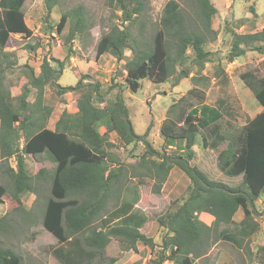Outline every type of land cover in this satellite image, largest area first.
I'll return each mask as SVG.
<instances>
[{
    "label": "trees",
    "instance_id": "16d2710c",
    "mask_svg": "<svg viewBox=\"0 0 264 264\" xmlns=\"http://www.w3.org/2000/svg\"><path fill=\"white\" fill-rule=\"evenodd\" d=\"M25 1L0 0V163H7L9 159L15 163L13 168L5 166L9 186L0 183V204L9 198L21 208V196L36 192L34 178L27 171L25 161L45 154L53 172L42 227L60 244L52 250L50 264L95 261L115 264V258L105 255L112 239L118 240L127 251H136L138 244L147 247L150 258L145 264L166 261L192 264L205 256L218 240L234 247L242 246L251 263L264 264V241L254 251L249 246L260 232L256 218L264 213V77H257L251 71L239 75L242 85L261 107L239 128L231 121H222L224 112L220 105L210 106L201 99L196 105L187 103L186 109L180 108L177 112L175 109L185 98L170 105L159 128L163 150L167 148L169 152H158L146 140L148 128L142 135L135 133L119 84L114 80H111L113 87L105 92L99 82L86 83L88 76H81L74 86H60L58 81L66 68L65 62L73 54L70 44L89 29L82 7L64 12L52 25L50 14L56 0H43L45 33L54 32L63 39L65 60L54 56L47 60L45 56L38 73L26 63L18 66L15 55L7 52L6 47L11 35L25 39L33 35L25 21ZM178 1L183 0H169L165 4L159 29L151 40L134 37L128 26H113L100 36L96 58L108 54L118 62L123 61L124 83L130 92L136 93L143 80L155 85L170 81L172 87H176L181 79L189 77V60L196 74L210 62L211 54L204 46L209 37L216 35L212 18L217 9L210 0H195L192 15L182 10ZM117 2L123 22L136 24L139 18L133 15L140 16L143 12L142 1ZM249 11L254 14L252 7ZM238 25L226 28V33L231 35L228 61L248 52L264 56V27L245 34L237 32ZM38 46L36 42L26 45V49L35 51ZM187 50L192 53L191 57L186 54ZM16 65L17 79L23 83L19 93L13 95L7 75ZM47 85L59 96L76 94L75 111H62L52 128H48L47 123L53 108L45 104L43 96ZM113 88H117V92L110 94ZM30 96L33 97L31 102ZM198 97L202 98L199 92ZM111 135L114 141L110 140ZM198 139L203 150L213 153L218 170L227 178H240L238 184L232 186L212 180L198 167L193 150ZM140 142L145 150L136 168L143 172L132 176L138 179L140 202L148 204V195L152 191L159 193L173 168L179 169L189 181L185 195L158 212L136 210L137 197L129 202L122 199L112 210L103 212L108 199L119 197L120 179L124 174L121 164L112 156V149H125ZM45 172L39 170L36 177ZM238 209L243 218L236 224L237 231L220 230L221 226L234 224ZM201 212L213 216L210 227L198 219ZM152 224L164 230L159 244L147 236ZM0 264H21V258L0 246Z\"/></svg>",
    "mask_w": 264,
    "mask_h": 264
},
{
    "label": "rangeland",
    "instance_id": "374dc122",
    "mask_svg": "<svg viewBox=\"0 0 264 264\" xmlns=\"http://www.w3.org/2000/svg\"><path fill=\"white\" fill-rule=\"evenodd\" d=\"M143 3V12L137 23L128 25L123 22V15L117 0H56L50 14V23L56 24L60 16L76 7H82L84 18L89 29L78 39H74L70 44L73 54L65 62V70L59 79L60 86H74L81 76H88L85 82H99L103 92L113 87L111 80L119 84V90L124 98L129 110L130 119L137 135H142L148 128L146 140L152 148L158 152L163 150V138L159 128L165 119L170 105L177 103L181 98H185L178 107L186 109L187 103L196 105L197 102H204L210 106L223 108L224 123L231 121L236 128H239L246 120L257 114L261 107L252 97L239 80L241 73L251 71L257 77H264V56L255 52H248L243 57L228 61V51L231 42V35L226 33L227 29L240 25L237 32L253 33L260 31L264 27V0H210L217 9V14L212 18V28L216 32L215 36L208 38L204 46L211 56V60L205 63L201 73L196 74L195 67L191 66L190 60L187 67L190 68L189 77L181 79L176 87H172L171 82L155 85L148 80H143L141 88L136 92H130L124 83L125 73L123 72L124 62H118L112 56L105 54L96 58V44L103 33H106L113 26L119 28L128 26L130 33L134 37L145 41L151 40L156 30L159 29V21L163 13V8L169 0H140ZM179 7L193 15L196 9L195 0L178 1ZM132 5V3L130 4ZM129 5L128 10L131 11ZM252 7L254 14L249 11ZM25 21L32 30L33 35L25 39L19 35H11L6 51L13 53L17 59L18 66L25 63L31 67L35 73L39 72L40 64L46 56H54L59 60H65L66 46L63 39L54 32L45 33L46 24L43 22L45 16V5L43 0H26L23 6ZM139 22L143 23L139 25ZM238 25V26H239ZM68 27H66V33ZM38 42L39 46L35 51H28L26 45H34ZM45 52L46 55H45ZM187 55L191 57V52L187 50ZM126 57L130 56L129 51L125 52ZM14 67L7 75L8 86L11 87L13 95L19 93V87L23 80L17 79L19 70ZM180 69L178 68L177 71ZM11 72V73H10ZM219 74V76H217ZM191 79V77H193ZM190 90L192 93H188ZM117 92L113 88L110 94ZM198 92L202 98L198 97ZM44 102L53 108L52 115L47 123L48 128H52L54 122L59 118L62 111H75L76 94H66L59 96L55 89L50 85L44 88ZM30 102L33 97L28 99ZM226 115V116H225ZM102 133L103 130L100 129ZM114 141V135L110 137ZM145 147L140 143H135L126 147H116L112 149V156L124 169V174L120 179V195L118 198L113 196L108 199L103 212L112 210L120 200L132 201L135 197L139 199L134 208L158 212L165 208L171 201L183 197L186 193L189 181L187 177L177 168H173L159 193L153 191L148 195V204L140 202L141 194L138 189V179L132 178L143 170L136 168L139 157L144 153ZM195 160L198 167L204 171L212 180H220L229 185H236L240 178L230 179L225 177L217 168L213 153L210 150H203L199 145V139L193 146ZM26 169L34 178L33 184L35 193L21 196V208L9 198H5L0 204V246L12 250L21 258V264H50L51 252L60 246L42 227V216L47 199L50 197V182L53 172L49 167L48 157L43 154L36 160L27 158ZM0 183L9 186V178L4 174L5 166L14 167L13 159L0 163ZM115 167H118L115 165ZM39 170H45L36 177ZM18 208V209H16ZM259 224V235L251 242L254 249L264 238V213L256 218ZM96 225L98 223H95ZM225 228V232H236V223ZM152 234H156L155 230ZM257 236V235H256ZM107 258H115V264H134L131 256L132 251H127L118 240L112 239L105 249ZM147 258V253L141 254L140 264ZM149 259L146 260V262ZM91 264H98L95 261Z\"/></svg>",
    "mask_w": 264,
    "mask_h": 264
},
{
    "label": "crops",
    "instance_id": "0c3cea01",
    "mask_svg": "<svg viewBox=\"0 0 264 264\" xmlns=\"http://www.w3.org/2000/svg\"><path fill=\"white\" fill-rule=\"evenodd\" d=\"M259 203H261L260 200ZM197 217L204 225L208 227H210L213 224L214 218L208 213L201 212L197 215ZM242 218H243V213L240 209H238L233 217V221L234 223L238 224L242 220ZM223 229L225 228H220V230ZM153 230H155L156 234H152ZM163 234H164V230L152 224L150 231L147 233V236L149 238H152L156 244H159L161 236ZM252 240L254 241V239ZM263 241L264 238L261 242ZM249 246H250V250L254 251V245L253 244L251 245L250 243ZM144 252L147 253V258L143 259L140 264H145L146 260L150 258V250L147 247L143 246L142 244H138L136 246V251L134 252L132 251L133 255L131 256V259L134 264L140 262L141 254ZM163 264H171V263L166 261ZM192 264H255V263H251L249 261L248 256L245 254V251L242 246L234 247L229 242L218 240L210 247V249L208 250L205 256L194 260Z\"/></svg>",
    "mask_w": 264,
    "mask_h": 264
}]
</instances>
